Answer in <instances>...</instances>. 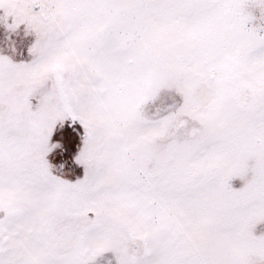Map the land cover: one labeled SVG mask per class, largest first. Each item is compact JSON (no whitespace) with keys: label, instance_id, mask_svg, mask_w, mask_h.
Wrapping results in <instances>:
<instances>
[{"label":"snow or ice","instance_id":"1","mask_svg":"<svg viewBox=\"0 0 264 264\" xmlns=\"http://www.w3.org/2000/svg\"><path fill=\"white\" fill-rule=\"evenodd\" d=\"M0 264H264V0H0Z\"/></svg>","mask_w":264,"mask_h":264}]
</instances>
